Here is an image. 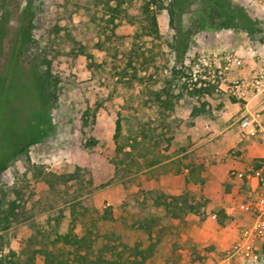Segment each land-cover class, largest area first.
<instances>
[{"label":"rangeland","instance_id":"obj_1","mask_svg":"<svg viewBox=\"0 0 264 264\" xmlns=\"http://www.w3.org/2000/svg\"><path fill=\"white\" fill-rule=\"evenodd\" d=\"M149 1L125 0L116 16L110 6L117 1L8 0L0 37L2 254L19 262L36 254L40 264L44 250L71 254L58 232L81 234L106 210L114 219L103 229L127 230L133 241L143 209L155 211L151 190H163L187 200L178 264H249L231 246L197 248L190 220L203 217L209 205L202 153L211 146L226 149L232 160L246 164L245 170L229 171L223 189L237 185L233 171H246L258 160L243 154L263 140L241 125L246 100L231 91L239 78L221 73L220 66L229 54L242 59L240 67L254 60L258 66L264 57V0L259 9L254 0H159L166 6L157 10L160 35L136 37L147 23ZM240 7L262 31L226 25L240 22L227 11L240 13ZM46 60L61 80L53 106L40 78ZM252 106H264V95ZM228 110L234 112L230 119ZM34 164L56 173L80 167L81 177L51 187L35 175ZM247 188L245 180L235 187L237 204ZM11 200H17L13 214Z\"/></svg>","mask_w":264,"mask_h":264},{"label":"trees","instance_id":"obj_2","mask_svg":"<svg viewBox=\"0 0 264 264\" xmlns=\"http://www.w3.org/2000/svg\"><path fill=\"white\" fill-rule=\"evenodd\" d=\"M107 1L109 5L111 1H117V4L110 6V9L116 13V16L119 15L125 0ZM7 4L8 0H0V37ZM163 8H166V6L160 3L159 0L147 2L144 6L147 23L137 31L136 37H140V35L157 37L160 35L157 10ZM168 9L171 22L174 25L176 10L173 5ZM233 9L229 8L227 11L230 14L235 12L234 15L237 19H240V22H232L226 24L227 26L242 27L249 32L262 31L257 20L253 19L242 7H240V13ZM56 30L59 31V28H56ZM44 63L46 64L44 69L41 68L40 63H37L36 66L42 69L40 78L46 101L53 106L59 99L58 86L61 80L53 74L51 61L46 60ZM178 72L179 70L174 68L173 74L177 75ZM33 168L35 169V175L44 179L51 187H56L58 184H68L81 177L80 167H77L74 172L67 173L46 171L36 164L33 165ZM13 189L14 187L9 186V191H14ZM151 193L152 207L155 211L148 210V206L143 209L145 214L136 225L138 233L133 241L127 230L107 231L103 229L102 223L114 219L113 212L106 210L100 221L96 220L87 224L81 234L74 232L72 229L58 232L57 239L62 241L64 245L72 247V253L44 250L43 264H147L148 261L160 264H178L177 239L180 236V222L186 221V206L184 204L187 203V200H182V195L167 193L163 190H151ZM2 202L3 200L0 199V209ZM16 202L17 200L10 201L12 214L15 212ZM0 264L40 263L36 261V254H31L24 262H19L14 255L2 254L0 248Z\"/></svg>","mask_w":264,"mask_h":264},{"label":"crops","instance_id":"obj_3","mask_svg":"<svg viewBox=\"0 0 264 264\" xmlns=\"http://www.w3.org/2000/svg\"><path fill=\"white\" fill-rule=\"evenodd\" d=\"M254 1L257 3L259 9L261 0ZM254 63L253 66L243 67L231 64L227 70V74L229 77L235 76V79L246 77L252 74V70L257 64L255 60ZM244 99L246 100V107H248L255 101L256 97L251 96L249 92L247 98ZM236 104L238 105V103ZM224 113L226 114V119H230L234 115L233 110H228ZM226 130V134L232 137V129ZM236 137L237 135L233 138L236 139ZM252 146L248 145V150L245 147L246 150L244 149L245 152L243 153L245 157H256L259 159L264 156V144ZM209 149L208 152L202 153V160L206 161L207 174H209L206 189L204 190L209 205L203 217L197 214L192 216L190 220V235L193 239V244L197 248L226 249L230 246L233 247L240 239L242 228L252 223L253 217L250 212L241 210L239 204H237L239 201L235 199V196H237L235 187L239 186L243 180L235 178L233 181L237 185H234V188L223 189V185L228 179L231 169L245 170L247 166L237 159L232 160L228 156L226 149L217 150L212 146ZM238 256L245 260L243 256ZM214 264L222 263L221 260H218Z\"/></svg>","mask_w":264,"mask_h":264},{"label":"built area","instance_id":"obj_4","mask_svg":"<svg viewBox=\"0 0 264 264\" xmlns=\"http://www.w3.org/2000/svg\"><path fill=\"white\" fill-rule=\"evenodd\" d=\"M227 64L221 73L226 72L231 64L241 66L243 61L231 54L226 57ZM231 91L243 98L250 95H264V57L258 62L252 75L234 81ZM244 129L255 130L264 144V106L246 107L241 118ZM233 174L247 182V193L239 207L252 215V223L241 230L239 241L233 246V253L243 256L249 264H264V156L251 165L246 171H233Z\"/></svg>","mask_w":264,"mask_h":264}]
</instances>
